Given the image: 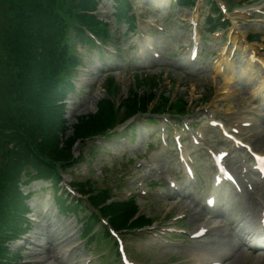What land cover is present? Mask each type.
I'll return each instance as SVG.
<instances>
[{"label": "rangeland", "instance_id": "374dc122", "mask_svg": "<svg viewBox=\"0 0 264 264\" xmlns=\"http://www.w3.org/2000/svg\"><path fill=\"white\" fill-rule=\"evenodd\" d=\"M145 1L147 0H136L134 7L137 9V11L139 10L140 12L144 13L147 17V20L152 21L156 18L159 19L160 17V23L164 25L166 31L162 34H159L158 32H153L150 34H146V36H150L153 39H156L158 36H161V43L166 46L164 49L165 51H163V54L166 57L163 62L152 64L150 68L145 69L137 68V66L133 64L131 53H125L124 63L126 65V68H122L118 72L115 71L118 78L121 80L119 81V83H117V85L114 86V88H117L119 86L121 87V96H119L118 93H116V96H126L129 91H136L139 94H145L148 93L147 91L157 89L159 94V92H161L162 90H166V92L169 96H171V98H175V96L177 95L179 97H184L188 99V101L194 99V104L206 103V105H199V107H197V110H206L209 114L214 112L212 115H216L217 117L224 119L225 122H227L226 117H240L241 115H245L246 112L249 114H253L258 118L257 123H254L252 126H246L245 128H242V132H240L239 135L244 139H248L256 148L264 146V96L258 102L254 104L252 103L253 93L259 90L258 85L261 80L260 73H262V68L259 65L254 66L252 70V75L250 77L238 82L237 84H232L230 81L226 82L225 79L222 80L221 76H216L215 74H213V72L209 70V59H207V57L205 56L207 50L202 54L201 59L198 63V67L202 66V69L200 71L196 69H192L189 71L181 68L180 66H178L176 60L177 57H174L175 52L179 53L182 50L179 45L186 41V37L190 34V29L188 27L190 16H194L196 18L197 22L199 23L198 31L200 33H203V31L206 30L208 26L206 24V19H208V15L211 14V5L207 4L208 2L202 1L196 9L192 10L190 8L176 5H172L169 8L167 4V6H164L161 11H157L155 7L151 6L148 3L146 4ZM239 1L242 0H231L233 8L231 9V11L228 10L224 12L225 16H228L230 20V26L228 25L224 27L219 33H217V35H213L217 37L218 40H216L215 42L208 41L209 46L207 48L211 49L218 45H225L227 48L225 57H229V60L232 59L229 50H231L232 48H237L235 59L237 60L238 66L243 65L248 61L249 54L252 48L257 51L258 57L264 59V33H262L260 39H254L250 43L247 42V39L250 40V36L257 30L264 31L263 20L257 18V15H255V13L253 15H250L253 12L252 9L258 6L260 2H263L261 6L264 8V0H245L242 5H237V2ZM111 2V0H104L105 5L101 7L102 14L110 15L112 11V9L109 7L111 6ZM220 4H225L227 7L229 6L224 1L220 2L219 5ZM242 8L246 12H239ZM215 16H217V14ZM111 20L114 19L111 18ZM233 20L236 21V25L238 27L234 26ZM120 27L121 30L124 31L126 25L122 24ZM136 34L137 33H132L129 37H126V39L124 40L121 38H113L111 42H113L116 46H119L120 48H127L128 43L132 38L136 37ZM246 42L251 45V47H249ZM109 48L112 49L114 48V46L110 45ZM84 50L87 51V53L83 54V67L85 68L82 67V70H80V76L78 77L80 85H84L83 91L80 92V95H77L79 92L75 93L74 95H76V99H71L68 102V105L71 106L68 117L72 123H74L76 115L94 112L98 100L95 95H98L100 97L105 94V89L103 87V82L105 78L104 76L100 75L102 71L101 69L104 68V66L102 65L105 64H103L98 59L95 53L88 51L87 46L84 47ZM113 59L116 58L113 56ZM217 61L218 59L216 60V62ZM115 63L118 62L115 61ZM161 70H164L165 73H161ZM91 71L92 75L90 74ZM138 79L146 81V83L148 84L147 89L139 85ZM84 80H86L85 83L82 82ZM96 80L98 81V83L101 84H97L94 88H90V91L88 89V82L93 81L94 84ZM154 80L156 83L160 82L161 84H159L156 88H148L149 84H154ZM231 89L233 90V92H231ZM110 91H112L113 93V90ZM221 96H224L225 98L220 102L221 104H219L217 100L221 98ZM208 119H210L209 115L203 119V122ZM160 122L158 123V125L160 124ZM139 124L149 125L151 123L149 121H141ZM158 125H155L154 128H156ZM129 128H127L126 131H128ZM119 130L122 131L123 128H120ZM133 130H135V127L134 129L128 131V138H130V134ZM149 138L152 140V142H154V145L150 147L157 145L156 138H153L151 136L148 137V139ZM217 139L218 137H212V143L217 147H220L219 145H217L219 144V142H217ZM158 147L160 148L161 145H159ZM88 149L89 147L87 146V150ZM171 149L172 151L174 150L173 145ZM259 149L264 150V148ZM106 150L107 148L106 146H104L102 148V151ZM158 151H160V149H158ZM124 152V154L120 153L117 154V156H125L128 150H125ZM152 152L153 151H150L149 148L145 153L142 151L145 156L152 154ZM233 153L234 152H232V154ZM109 155L110 153L107 150V154L103 158H101L100 154L98 155V158L100 162L110 164L112 158L109 157ZM130 155L132 156L133 153L130 152ZM158 157L160 158L161 155H159ZM206 162L207 158L204 156H200L199 154L194 156L193 154L191 155L192 166L194 167L197 176H200L202 180V185H204L203 189L201 191H198V193L201 195L207 193L210 181L208 175L209 170L205 167ZM95 167L96 166L93 164L92 161H84L75 166V171L71 173V176L73 178L77 177V179L93 176L97 177V173L94 171ZM119 185L123 186V184H119L118 180L113 184L114 187H117ZM148 209L155 210V208L153 207H149ZM86 212L88 213L89 211L86 210L82 212V215L85 216ZM148 214H152V211L148 212ZM153 215H155V213H153ZM39 219L40 224L37 228V232L41 233L45 237L51 236V233L46 232L49 230L47 225H49L50 219L45 217H40ZM37 232L36 230L35 232H33V234L35 235L33 237L38 238L36 236ZM28 234H32V229L29 230ZM228 243V248H233V246L237 247L235 246V240H229ZM97 244L98 242H95L93 245ZM137 244L141 245L140 248H134L133 246L131 248V253L140 260H147L146 262L149 264H167V258L169 257H172L173 260H176L178 258H183L184 256L181 250L173 249L170 246H166L165 250L163 249V251L161 252L156 250L155 248L144 247V242H137ZM135 246L138 247L136 244ZM81 247H83V245H81ZM37 248L38 250H36V252L41 249L40 247ZM139 249H143L144 251L141 253ZM86 250H89V248H85V250L83 249L81 251L85 253ZM39 253L36 258H25V256H23V261H28L26 259L38 261V259H40V264H63L60 259L53 256V251L49 252L48 250H44L39 251ZM95 259L96 258L93 259L91 264H99L97 261H95ZM261 260L262 258L260 255L255 256L254 254H250L249 252L241 248L235 252L234 260L231 264H264V262H261Z\"/></svg>", "mask_w": 264, "mask_h": 264}, {"label": "trees", "instance_id": "16d2710c", "mask_svg": "<svg viewBox=\"0 0 264 264\" xmlns=\"http://www.w3.org/2000/svg\"><path fill=\"white\" fill-rule=\"evenodd\" d=\"M24 1L18 13L22 20L18 21L12 17L2 27L4 37L8 39L22 31V36L18 38L17 49L8 48L10 51L8 54L16 61H24L20 74L12 81L17 94L14 99V108L8 113L6 121L20 125L26 121L35 123L36 130L31 133L25 129L24 137L30 141L36 139L37 135H41L50 141L54 140L49 145L47 154L56 159H69L75 139L84 138L108 128L115 122L116 114L113 100L102 98L97 112L80 118L74 127V136L66 139L65 146L60 147L62 139L58 136L66 127L63 111L57 104V99L73 87L72 72L77 65L75 54L63 42V32L69 31L71 27L77 37L89 40L86 28L101 34L104 27L95 16L85 12V10L95 9L96 0ZM47 43L53 48H49L47 52L46 50L39 52L41 45ZM68 52H71L70 56ZM22 89H24L22 92H18ZM137 102V94L134 93L124 100L122 107H127V114H130L136 109ZM24 157L28 158L27 154ZM9 165L10 161H7L6 167ZM8 178L9 173H7V181H9ZM4 186L0 185L2 189L0 202L8 203L0 206V232L7 227L11 229L20 227L21 213L24 212L21 201L13 197L14 190L8 189V193L3 195ZM6 211L9 212L7 220L1 221V216H4ZM1 253L3 250L0 245V255ZM4 259L7 260V258ZM0 264L9 263L0 261Z\"/></svg>", "mask_w": 264, "mask_h": 264}, {"label": "bare ground", "instance_id": "6f19581e", "mask_svg": "<svg viewBox=\"0 0 264 264\" xmlns=\"http://www.w3.org/2000/svg\"><path fill=\"white\" fill-rule=\"evenodd\" d=\"M261 64L264 66V59H262ZM233 125H241V121L240 120H233L232 122Z\"/></svg>", "mask_w": 264, "mask_h": 264}]
</instances>
